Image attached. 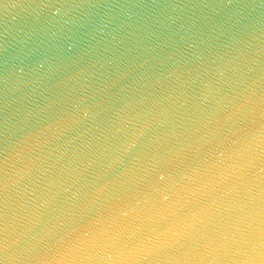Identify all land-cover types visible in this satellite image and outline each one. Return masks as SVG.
Returning <instances> with one entry per match:
<instances>
[{
  "label": "water",
  "instance_id": "95a60500",
  "mask_svg": "<svg viewBox=\"0 0 264 264\" xmlns=\"http://www.w3.org/2000/svg\"><path fill=\"white\" fill-rule=\"evenodd\" d=\"M0 264H264V0H0Z\"/></svg>",
  "mask_w": 264,
  "mask_h": 264
}]
</instances>
